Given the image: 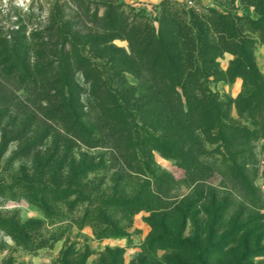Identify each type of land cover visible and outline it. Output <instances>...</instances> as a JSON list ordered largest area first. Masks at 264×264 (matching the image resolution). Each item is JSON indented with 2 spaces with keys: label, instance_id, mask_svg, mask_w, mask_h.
<instances>
[{
  "label": "rangeland",
  "instance_id": "1",
  "mask_svg": "<svg viewBox=\"0 0 264 264\" xmlns=\"http://www.w3.org/2000/svg\"><path fill=\"white\" fill-rule=\"evenodd\" d=\"M110 3L121 7L126 23L155 27L163 11L171 8L198 13L216 10L252 20L259 19V11L264 10V0H31L24 4L0 0V264L203 263L196 262L189 251L149 249V212L126 215L111 208L104 209L107 224L98 219L93 211L102 201L130 199L144 178L122 171L107 150L76 144L52 118L54 112L47 102L56 99L54 64L64 54L63 45L70 49L65 55L73 59L72 43L106 35V5ZM251 36L257 40L254 54L264 75L263 41L258 33ZM114 44L129 50L123 38ZM77 53L90 57L95 50L83 44ZM233 59L230 53L219 59L224 72ZM69 71H76L77 93L87 107L88 86L76 66ZM210 88L221 102L236 101L244 91V81L212 80ZM232 116L255 127L251 119L239 118L235 109ZM86 157L99 167L73 174L72 164ZM243 159L247 168L234 173L222 168L217 156L207 159L208 183L229 199L222 230L248 224L237 234L235 244L210 256L208 264H264V138L252 141ZM154 160L176 180L171 196L183 198L191 193L175 161L158 152ZM243 175L256 187L251 190L252 203L240 196ZM204 218L199 216L200 226ZM193 231L189 223L185 236L191 237ZM246 241L249 250L242 248Z\"/></svg>",
  "mask_w": 264,
  "mask_h": 264
},
{
  "label": "trees",
  "instance_id": "2",
  "mask_svg": "<svg viewBox=\"0 0 264 264\" xmlns=\"http://www.w3.org/2000/svg\"><path fill=\"white\" fill-rule=\"evenodd\" d=\"M105 15L106 35L83 43L95 50L93 55H79L83 44L72 43V59L65 55L68 45H63L64 54L54 64L56 99L47 102L52 118L76 144L105 149L120 162L122 171L144 178L130 199L102 201L93 211L98 219L107 224L104 209L111 208L126 215L149 212V249L189 251L196 262L208 264L210 256L235 244L237 234L248 226L245 222L222 230L229 199L208 183L211 169L206 163L217 156L222 168L243 171L248 147L264 138V75L255 59L257 40L251 36L258 33L264 44V10L252 20L216 10L171 8L163 11L159 27L126 23L121 7L113 3L106 5ZM121 38L128 41L129 50L114 44ZM225 53L234 56L227 72L219 63ZM74 66L89 89L87 107L77 93L76 71H69ZM236 78L244 81L242 95L221 102L210 88L211 81L233 83ZM233 109L239 118L255 122V127L236 120ZM156 152L184 171L190 194L171 196L176 180L157 166ZM90 160L74 162L71 172L94 171L99 165ZM242 183L240 196L252 203L251 190L256 187L246 175ZM200 215L205 217L202 226ZM189 223L194 230L191 237L185 236ZM247 244L242 248L249 250Z\"/></svg>",
  "mask_w": 264,
  "mask_h": 264
},
{
  "label": "built area",
  "instance_id": "3",
  "mask_svg": "<svg viewBox=\"0 0 264 264\" xmlns=\"http://www.w3.org/2000/svg\"><path fill=\"white\" fill-rule=\"evenodd\" d=\"M14 1V3H22V4H24V3H29L31 0H23V2H20V0H13Z\"/></svg>",
  "mask_w": 264,
  "mask_h": 264
},
{
  "label": "clouds",
  "instance_id": "4",
  "mask_svg": "<svg viewBox=\"0 0 264 264\" xmlns=\"http://www.w3.org/2000/svg\"><path fill=\"white\" fill-rule=\"evenodd\" d=\"M4 3H7V0H3ZM20 2H23V0H20Z\"/></svg>",
  "mask_w": 264,
  "mask_h": 264
}]
</instances>
